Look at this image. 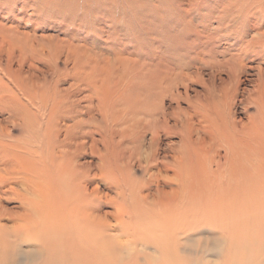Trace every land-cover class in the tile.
<instances>
[{
  "label": "bare ground",
  "instance_id": "1",
  "mask_svg": "<svg viewBox=\"0 0 264 264\" xmlns=\"http://www.w3.org/2000/svg\"><path fill=\"white\" fill-rule=\"evenodd\" d=\"M263 1L243 0L239 6L246 13L253 6L254 11L261 12ZM224 2L226 8L237 4V0ZM246 13L247 21L256 18L253 12ZM253 25L245 32L243 38L247 40L241 47L251 49L262 65L264 34L251 35L256 30ZM258 47L259 53L255 51ZM257 69L255 88L247 98L248 104L255 103L257 109L246 122L236 121L232 113L242 70H230L232 88L225 89L208 113L198 117V127H194L195 118L190 113L176 119L182 131L170 127L167 115L158 120L157 106L140 119L130 117L135 113L130 107L134 113L128 111L127 115L125 111L127 116H122V112V124L109 120L110 135L93 115L84 117L82 111L89 105L71 112L67 104L62 108L61 99L57 101L55 88L50 95L42 93L34 98L30 87L18 86L3 109L7 110L9 125L20 127L22 136L11 139L9 131L0 128V264H26L34 258H41L39 264H170V201L183 192L191 200L196 198L202 211L209 209L206 220L212 227L201 231L210 235L204 239L213 250L223 251L220 258L214 255L215 260L200 256L184 260L185 264H264V242L253 247L254 208L256 204L264 207V78L263 69ZM140 97L136 94L135 100L140 102ZM127 99L124 92L116 104H124ZM82 100L87 103L91 99L84 96ZM121 125L126 126L122 130L129 128L132 139L136 138L134 146L128 149L117 141L122 149L110 159L106 143L116 136L125 139ZM177 133L178 148L171 150L169 160L166 152H170V146L161 149V138ZM146 134L148 147L143 150ZM89 154L98 161L94 169L91 162H81ZM135 162L147 171H157L150 174L149 183L125 178L129 174L125 165ZM163 171L173 172L180 191L170 189V180L164 191L158 182ZM111 189L115 197L108 199L104 191ZM11 199L18 203L16 211L2 205ZM108 203L112 211L101 213ZM260 230L264 231V221ZM23 245L32 251L23 254Z\"/></svg>",
  "mask_w": 264,
  "mask_h": 264
},
{
  "label": "rangeland",
  "instance_id": "2",
  "mask_svg": "<svg viewBox=\"0 0 264 264\" xmlns=\"http://www.w3.org/2000/svg\"><path fill=\"white\" fill-rule=\"evenodd\" d=\"M224 1L0 0V128L8 130L11 139L22 136L20 127L9 125L7 110L3 108L8 107L11 92L16 93L17 87L24 85L32 89L30 95L34 98L42 93L50 95L55 88L57 97L59 95L57 101L61 99L62 108L67 104L65 107L71 112L89 105V109L82 111L84 117L94 116L93 119L107 130L111 125L109 120L122 124V116H127L128 111L134 113L130 107L135 115H140L130 114V117L137 119L146 118L144 113L152 106H157L156 113H160L157 119L162 120V115H167L175 131H182L176 119H183L185 112L195 118L193 125L198 127L201 119L198 117L208 113L213 103L222 98L225 89L232 88L230 70H238V73L242 70L232 113L236 121L246 122L257 109L255 103L248 104V92L255 88L258 66L263 69L264 78V64L261 65L259 56L251 49L241 46L247 40L243 36L249 25L254 24L256 28L251 35L264 34V11H254L253 6L246 13L239 6L243 0H237L232 8H226ZM129 3L132 6L129 7ZM252 12L256 18L247 21L244 14ZM260 50V47L255 49L257 53ZM200 54L202 57L198 56ZM261 54L264 58V52ZM37 86L42 88L34 93ZM124 92L128 101H124L125 105L116 104ZM136 94L141 96V103L135 100ZM84 96H88L90 102L85 103ZM122 128L126 126L121 125L120 130ZM127 129L122 130L126 136L124 140L117 136L112 142L107 140L110 159L117 157L122 149L116 145L117 141L128 149L134 146L136 138L133 140ZM110 132L109 129L111 135ZM179 133L161 138V149L170 146V152H166L169 160L171 150L178 148ZM94 138L99 139V136L95 134ZM144 139L143 150L148 147L149 135ZM81 162H91L94 169L98 161L89 154ZM126 165L129 174L125 178L138 183H149L150 174H157L156 170L147 171L136 162ZM168 180L170 189H179L173 172L163 171L158 182L164 191L168 190ZM151 188L154 190V186ZM104 192L108 199L115 197L114 189ZM196 203V198L191 200L184 192L170 201V264H185L184 260L200 256L211 261L216 259L214 255H219L218 258L223 255L220 254L222 250H213L211 244L206 243L209 241L204 238L210 235L202 231L212 227L211 221L206 220L209 209L202 211ZM2 205L16 211L18 203L11 199ZM111 211L110 203L101 208V213ZM253 214V247L256 248L264 242V231L260 230L264 207L256 204ZM4 224L12 226L13 223ZM20 248L23 254L32 251L28 245ZM40 259L25 263L39 264Z\"/></svg>",
  "mask_w": 264,
  "mask_h": 264
}]
</instances>
